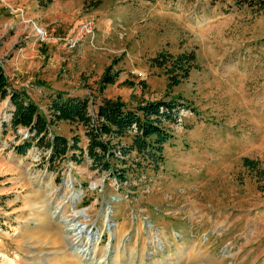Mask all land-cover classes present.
<instances>
[{
	"label": "rangeland",
	"instance_id": "1",
	"mask_svg": "<svg viewBox=\"0 0 264 264\" xmlns=\"http://www.w3.org/2000/svg\"><path fill=\"white\" fill-rule=\"evenodd\" d=\"M190 51L195 63L186 77L172 74L173 84L156 57ZM0 64L44 111L56 90L87 96L90 110L103 98L130 107L176 98L188 106L179 121L164 123L172 137L162 163L144 159L120 183L74 159L79 150L52 169L44 147L15 152L25 128H2V101L0 264H146L144 221L183 235L164 264H264V178L243 164L247 157L264 170L263 11L232 0H0ZM106 70L117 76L103 86ZM50 129L77 136L85 148L82 124ZM129 141V134L122 139ZM66 181L85 192L89 222L102 230L107 210L117 222L107 258L105 236L85 258L72 247L63 222ZM203 232L208 239L199 244ZM221 246L234 257L224 258Z\"/></svg>",
	"mask_w": 264,
	"mask_h": 264
},
{
	"label": "trees",
	"instance_id": "2",
	"mask_svg": "<svg viewBox=\"0 0 264 264\" xmlns=\"http://www.w3.org/2000/svg\"><path fill=\"white\" fill-rule=\"evenodd\" d=\"M237 7L248 6L264 12V0H232ZM158 65H168L167 72L173 81L178 82L179 75L186 77L195 63L193 51L176 56L162 53L156 57ZM116 73L104 71L101 84L104 86L116 79ZM8 99L7 119L3 120L2 128L9 126L17 131L25 128L27 134L13 149L21 155L35 144L47 150L46 162L50 169L64 158L68 151L79 150V156L72 154L76 160L91 161L88 167L97 172H107L110 177L123 182L126 172L133 167L140 168L144 159L150 164L162 163L161 152L163 144L172 137L165 122L176 123L180 109L188 107L184 102L176 100H150L137 104L135 107L119 98H103L90 110L87 96L71 95L68 92L56 90L47 96L48 104L45 111L29 96L25 89L14 88L0 64V103ZM59 121L77 122L85 129L87 143L85 148L78 145L79 138L71 141L65 136L55 134L50 127ZM130 135V141L123 143L122 139ZM132 152L135 156L132 157ZM243 164L251 169H257L258 175L264 178V170L258 168V163L247 157Z\"/></svg>",
	"mask_w": 264,
	"mask_h": 264
},
{
	"label": "built area",
	"instance_id": "3",
	"mask_svg": "<svg viewBox=\"0 0 264 264\" xmlns=\"http://www.w3.org/2000/svg\"><path fill=\"white\" fill-rule=\"evenodd\" d=\"M84 30L87 32L92 31V26L90 24H85V26H82ZM43 30L40 29V35L43 34ZM70 47H73L75 45V41L71 40ZM184 109V108H183ZM183 109H180L183 110ZM178 112V116L181 112ZM8 116L5 117L7 119ZM180 117L177 118V121H179ZM27 132L25 130V136ZM90 159L85 156V162L88 166L90 163ZM115 182H117L118 179L114 178ZM120 183H122L120 180H118ZM66 189H68V192L66 194V199L64 202L66 205L64 208L67 209V213H65L64 221L66 224L71 222H78L80 225L84 227L83 231L81 233L76 234H69V240L74 244L75 246H79L80 249H84L85 251L92 250L95 252V250L98 249V246L100 244L101 238H107L108 243L106 244L104 251H106V258L108 257L109 252L111 251V245L114 240V237L116 236V227L117 222L109 216V211L105 212L104 220H103V229L100 230L96 224V220H92V222H89L90 219H87L89 206L83 204V198L85 196V192H82L81 189L78 190L72 182H65ZM71 189V190H70ZM62 204H60V207ZM68 208L70 209L68 211ZM83 211L84 215H79L78 212ZM81 217V218H80ZM106 230V232L102 233L101 231ZM143 249H142V258L144 263L146 264H164L166 257L171 251H174L180 243L183 241V235L179 232L177 229H165L163 227H159L155 225L153 222L150 221H144L143 223ZM105 236V237H103ZM124 234V239H125ZM74 238H77V240H73ZM208 236L207 232H203L202 234H199L196 238L197 242L200 244H205L207 242ZM70 242V243H71ZM74 248V247H73ZM80 250H78L79 252ZM220 254L224 256V258H233L234 255L231 252V250L227 251L222 246L220 248ZM81 255V254H80ZM220 255V256H221ZM82 256V255H81ZM89 256V254H84L82 257L85 258ZM93 260L95 258H92Z\"/></svg>",
	"mask_w": 264,
	"mask_h": 264
},
{
	"label": "bare ground",
	"instance_id": "4",
	"mask_svg": "<svg viewBox=\"0 0 264 264\" xmlns=\"http://www.w3.org/2000/svg\"><path fill=\"white\" fill-rule=\"evenodd\" d=\"M37 30H39V29H37ZM40 31V30H39ZM56 212V210H55V207H54V210L51 212V214L53 215L54 213ZM78 214L79 215H84V213H83V211H80V212H78ZM81 218V217H80ZM63 222H64V224H65V227H66V222L63 220ZM69 225H68V227H66L65 229L68 231V234H76V233H81L82 231H83V229H84V227L82 226V225H80V223H78V222H71V223H68ZM73 240H77V238H74ZM71 245H72V247H74L75 246V244H74V242L72 243L71 242ZM75 249H77V250H82V249H79V246H75L74 247ZM85 250L83 249V253L84 254H86V252H88V251H85ZM82 252V251H81ZM101 260V259H100ZM100 261H98L97 262V264H101V263H99Z\"/></svg>",
	"mask_w": 264,
	"mask_h": 264
},
{
	"label": "crops",
	"instance_id": "5",
	"mask_svg": "<svg viewBox=\"0 0 264 264\" xmlns=\"http://www.w3.org/2000/svg\"><path fill=\"white\" fill-rule=\"evenodd\" d=\"M3 101L7 102V101H8V99H5V100H3ZM120 229H121V228H120ZM179 247H180V246H179ZM177 250H178V248L176 249V251H177ZM176 251H175V252H176ZM175 252H174V251H172V252H171V253H169L168 255H171L172 253H173V254H175ZM169 262H170V260H169ZM169 262H168V263H169ZM166 263H167V262H166ZM217 264H221V263H220V262H218Z\"/></svg>",
	"mask_w": 264,
	"mask_h": 264
}]
</instances>
